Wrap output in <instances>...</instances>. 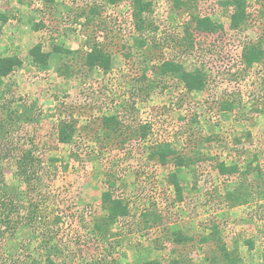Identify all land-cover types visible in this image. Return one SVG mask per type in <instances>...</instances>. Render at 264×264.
Segmentation results:
<instances>
[{"label": "rangeland", "instance_id": "rangeland-1", "mask_svg": "<svg viewBox=\"0 0 264 264\" xmlns=\"http://www.w3.org/2000/svg\"><path fill=\"white\" fill-rule=\"evenodd\" d=\"M221 1H196L194 12L209 16L223 30L194 32V47L185 51L182 29L189 16L173 10L169 0H153L143 49L134 44L140 33L131 0H0V16L7 20H0V56L21 62L0 86V104L12 102L2 113L11 126L4 128L9 132L4 149L12 153L2 164L9 182L14 150L31 148L44 170L31 200L45 192L43 202L31 203L23 195L21 213L37 204L40 220L34 229L20 226L0 247V255L43 260V241L36 231L56 225L58 236L48 244L66 249L63 255L50 253L56 264H215L217 245L200 239L216 225L239 264H261L264 201L257 195L256 168L264 178V62L245 68L240 54L244 45L256 42L264 50V0H246L247 22L236 31L229 28L231 8L221 7ZM87 43L111 56L107 73L84 67ZM38 45L51 53L47 69L31 60ZM167 64H177L180 71L158 75L157 68ZM195 70L204 73L206 87L188 93L182 79ZM225 102L233 108L225 111ZM27 109L31 122L21 115ZM110 115L118 116L123 127L120 137L106 139L101 119ZM61 120L75 122L70 145L56 143ZM140 125L149 126L145 139ZM165 142L177 155L192 159V165L177 168L171 161L162 166L150 160V149ZM221 162L236 166L239 176H221ZM108 180L115 184L113 196L127 202L129 216L101 239L91 230L105 214L100 198ZM238 183L250 186L251 200L230 208L224 194ZM142 213L157 218L146 222ZM175 232L192 241L175 244Z\"/></svg>", "mask_w": 264, "mask_h": 264}, {"label": "trees", "instance_id": "trees-1", "mask_svg": "<svg viewBox=\"0 0 264 264\" xmlns=\"http://www.w3.org/2000/svg\"><path fill=\"white\" fill-rule=\"evenodd\" d=\"M52 2L53 0H46ZM110 4H117L121 0H107ZM172 4V8L175 11H182L183 13L189 16L188 21L184 24L182 29V42L185 51L191 50L193 45V33L213 35L221 30L223 26L214 22L209 16H200L198 13L194 12L196 9L197 0H169ZM153 0H131V16L134 21V27L140 35L135 38L134 44L138 48L147 47L148 43L145 38L142 37L143 31L146 28V15L151 12ZM220 6L229 9L231 8V14L229 16V28L230 30L236 31L240 30L245 23L247 22V4L246 0H223L219 2ZM93 11H90L92 13ZM0 20L5 23L7 20L5 17L0 16ZM151 47L156 48L157 45L153 44ZM67 54L71 52L66 51ZM241 61L244 64L245 68H250L252 65L261 64L264 62V50L262 49L261 42H256L252 44H246L241 49ZM51 58V53L43 52L41 46L38 45L31 51V60L35 66H38L41 69H47L49 67ZM83 65L88 71H93L94 69L100 70L103 73H107L110 70L111 66V56L105 52L98 44L87 43V51L84 52ZM21 67V62L16 56H0V86L4 85L3 80L8 78L16 69ZM180 71V68L177 64H167L157 68L158 75H166L169 71ZM184 89L188 93L201 92L206 87V77L203 72L195 70L191 73L185 75L182 79ZM12 105V102L9 101L3 104H0V247L6 243L8 239H12L16 232L19 230L20 226L27 225L32 229L35 227V223H38L40 218L38 217V206L37 204H29L30 208L27 214L21 213L20 202L23 195L26 193L30 197L31 203L34 200H31V197L34 195L31 193L35 192L41 180L40 173L44 174L43 170V160L35 154L34 150L21 149L14 150L13 159L15 170L12 172L9 182L7 181L6 170L3 167V162L7 161L6 157L12 153L9 148H5L7 142L5 141L6 137L9 136V132L5 130V127L10 126L7 124L6 117L2 116L3 111L9 110V107ZM223 109L225 111L231 110L233 108L230 102H225L223 104ZM29 110H25L21 115L26 119V121L32 120L28 115ZM12 114L10 113V116ZM8 117V116H7ZM18 118V116H17ZM102 129L105 132V138L120 137L121 128L123 127L120 118L116 115L104 116L101 119ZM11 127V126H10ZM141 136L145 139L147 135V130L149 129L148 125H140ZM76 134L75 122L73 120H61L56 126V143L61 145H70L73 143ZM11 144L12 140H7ZM8 147V146H6ZM149 159H155L160 165L164 166L169 161L177 168L188 167L192 165L193 160L185 157L183 155H177L170 143H159L154 148H151L148 153ZM51 161H56L53 159ZM217 171L221 176H239V170L236 166H229L224 162L217 164ZM259 182L256 184L258 198L264 201V178L262 177V172L259 167L256 168ZM174 176H170V181L175 184L177 189L176 197L181 201V194L179 192L178 185L173 179ZM107 190L101 194L100 203L102 209L105 211L103 217L98 218L93 222L92 232H97L98 236L101 239H105L107 232L110 227L113 226L116 222L125 219L129 216L128 204L123 199L119 197H114L112 193V188L114 187V182L107 181ZM21 185L25 187L21 188ZM23 189V190H22ZM231 189V190H230ZM227 191L224 194L225 200L228 203L230 208L243 206L249 203L251 200V188L249 185L244 183H238L232 185V188H227ZM38 201L43 202L42 198L45 196V192H39ZM36 200V201H37ZM35 201V202H36ZM141 216L145 221H149L150 218H157L153 214L142 213ZM57 226L49 227L47 225L38 232L37 235H40L41 240L43 241V246L41 250H44V258L36 259L30 258L29 262L25 260H14L15 256H2L0 255V264H56L51 259V252L56 251L58 254L63 255L66 252V249L60 248V245L49 246V242L58 236L56 234ZM36 230V229H35ZM53 237V238H52ZM98 239V237H96ZM49 240V241H48ZM172 241L175 244H185L192 241L191 237L183 236L181 232H175L173 234ZM201 243L213 242L217 245L216 249L218 255L212 258V263L215 264H239L241 260L236 257L235 251H229L225 244L220 238L219 228L216 225L211 226L210 233L203 236L200 239ZM248 246L252 248V244L249 242ZM21 252V250H15V253ZM27 256L26 259H28ZM103 257V256H102ZM107 264L106 262H104ZM103 264V260L101 263ZM144 264H158L154 261H147ZM172 264H181V262L173 261ZM261 264H264V251L262 253Z\"/></svg>", "mask_w": 264, "mask_h": 264}]
</instances>
